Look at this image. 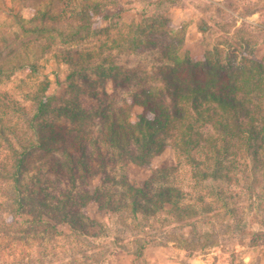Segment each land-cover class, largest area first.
Instances as JSON below:
<instances>
[{
	"label": "rangeland",
	"instance_id": "374dc122",
	"mask_svg": "<svg viewBox=\"0 0 264 264\" xmlns=\"http://www.w3.org/2000/svg\"><path fill=\"white\" fill-rule=\"evenodd\" d=\"M50 1L0 0V128L3 123L17 131L9 142L0 135V165H7L0 168V264H264V180L261 202L249 199L244 188L249 183H223L242 193L232 202L235 215L208 213L196 194L176 202L163 194L170 185L188 189L168 139L157 140L144 161L118 157L105 142L107 120L100 113L110 109L104 106L119 124L120 108L130 122L151 116L135 102L139 90L122 86L125 78L152 87L154 72L169 62L162 55L174 42L168 33L139 39L136 51L127 43L113 48L108 43L101 50L107 35L133 24L144 27L154 18L152 10L143 13L145 0H109L99 13L91 5L92 29L73 40L21 31V19L25 26L42 21L67 27L65 18L54 19L62 8L55 3L49 9ZM133 5L138 8H128ZM174 5L167 24L157 23L193 55L218 45L224 64L243 56L264 63V0ZM39 100L44 109H37ZM66 107L73 113L63 112ZM14 111L17 118L10 117ZM84 112L90 117H81ZM20 143L28 152L14 173L15 160L6 148L21 150ZM138 189L146 199L135 195L136 212L129 194ZM135 213L142 225L130 215Z\"/></svg>",
	"mask_w": 264,
	"mask_h": 264
},
{
	"label": "trees",
	"instance_id": "16d2710c",
	"mask_svg": "<svg viewBox=\"0 0 264 264\" xmlns=\"http://www.w3.org/2000/svg\"><path fill=\"white\" fill-rule=\"evenodd\" d=\"M132 2L129 0L127 3L133 4ZM143 2V13L152 10L154 18L144 27L141 23L133 24L114 36L107 35L101 50L108 48V43L111 45L109 48L127 43L132 46L130 51H136V45L140 44L139 39L146 42L145 39L148 40V36L155 32H162L163 35L168 33L174 42L168 45L162 55L169 62L154 72L157 83L152 87H140V84L132 83L130 77L125 78L122 86L133 84L139 90L134 96L135 102H140L151 116L141 115L136 122H130L122 117L125 115H122L123 108H120L122 124H119L111 107L104 106L107 110L110 109L109 114L105 111L100 113V117L107 120L102 127L107 130L105 142L115 148L118 157L130 155L135 160L144 161L157 140L163 142L165 138L168 139L179 158L178 166H183L188 189L170 185L164 189L163 194L175 202L196 194L195 199L203 211L214 213L225 210L234 216L236 205L232 202L239 200L242 193L225 189L223 183H249L244 187L249 199L255 197L258 202L262 201L260 191L263 190L261 182L264 180V63L243 56L236 64H224L218 45L208 48L202 55H193L177 43L170 29L163 31L161 24L157 23L158 19L161 22L166 21L167 24L168 12L178 7L174 5L176 0ZM55 3L62 9H59L58 15H54V19L65 18L68 22L66 28L42 21L33 26H25V21L21 19L18 21L21 31L38 36L55 33L64 40H73L92 29L93 14L89 7L94 5L95 13H99L108 7L109 0L94 3L93 0H51L47 6L52 10ZM128 8L138 7L133 5ZM92 55L100 58V53L93 52ZM110 64L111 67L116 66L114 58ZM134 76L135 73L132 74ZM44 106L43 101L39 100L37 109H44ZM63 112L73 113L68 107ZM10 113V117L17 118L14 116L15 111ZM81 117L89 118L90 113L84 112ZM2 124L0 135L9 142L11 135L17 136V131L15 127L5 128ZM32 124L30 121L29 126L33 127ZM20 144L21 150L10 147V144L6 148L15 160V165L12 166L16 168L14 173L20 171L23 155L28 152L26 144L29 142ZM99 151L102 152V149ZM6 166L1 164L0 168L6 169ZM135 195H141L144 200L146 195L142 189L129 194L134 198L132 208L138 212L140 203L135 200ZM16 203L22 205L19 200ZM154 213L151 214L155 215ZM130 215H136L135 220L142 225L136 213ZM228 228L230 229L229 226Z\"/></svg>",
	"mask_w": 264,
	"mask_h": 264
}]
</instances>
